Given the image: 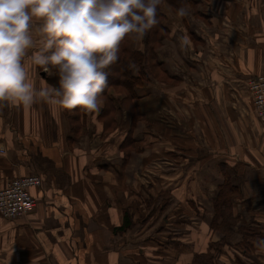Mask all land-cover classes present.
Segmentation results:
<instances>
[{
    "label": "crops",
    "instance_id": "1",
    "mask_svg": "<svg viewBox=\"0 0 264 264\" xmlns=\"http://www.w3.org/2000/svg\"><path fill=\"white\" fill-rule=\"evenodd\" d=\"M201 1L187 6L192 16L166 13L169 36L157 57L175 80L148 78L131 99L135 115L114 113L119 125L103 128L101 110L74 118L76 109L44 103L0 108V190L19 175L42 181L29 190L36 206L26 217H0V264H264V147L257 140L264 121L245 86L264 73V18L238 41L234 33L217 39L220 21L200 10L225 4ZM239 1L256 10L253 0ZM192 17L211 21L209 36L192 30L199 23L189 28ZM176 32L191 47L188 60L176 50L189 70L173 59ZM26 67L37 88L57 84L55 69L45 73L30 61ZM154 88L173 91L157 116L143 103ZM225 181L237 189L232 211L239 218L226 237L210 226ZM203 254L209 259L197 260Z\"/></svg>",
    "mask_w": 264,
    "mask_h": 264
},
{
    "label": "clouds",
    "instance_id": "2",
    "mask_svg": "<svg viewBox=\"0 0 264 264\" xmlns=\"http://www.w3.org/2000/svg\"><path fill=\"white\" fill-rule=\"evenodd\" d=\"M163 0H0V108L38 103L98 113L108 71L126 38L142 40L159 24ZM189 15L187 6L177 9ZM182 46L188 44L181 38ZM56 85L37 88L26 62ZM264 247V240L259 241Z\"/></svg>",
    "mask_w": 264,
    "mask_h": 264
},
{
    "label": "trees",
    "instance_id": "3",
    "mask_svg": "<svg viewBox=\"0 0 264 264\" xmlns=\"http://www.w3.org/2000/svg\"><path fill=\"white\" fill-rule=\"evenodd\" d=\"M201 0H163L159 6L158 20L159 24L152 28L142 40L126 38L122 43L119 59L115 64L107 69L108 87L103 93V107L99 117L103 128L110 127L111 124L119 125L114 113L119 110H126L135 115V109L131 104V99L136 98L138 88L150 83L148 78L156 79L160 83L172 81L174 78L167 75L161 62L157 57V49L163 41L169 36V28L166 13L168 11L177 12L182 6H191L193 9ZM198 14V13H195ZM138 67L137 75H134L133 68ZM164 79V81L160 80ZM175 80V79H174ZM80 109L71 114L74 118L79 115ZM126 142V141H125ZM127 143V142H126ZM125 143V144H126ZM124 144V141H123ZM123 144L120 148H123ZM123 158L128 154L123 153ZM238 199V193L235 186L230 185L227 181L219 185L217 193L214 196V212L210 226L212 229L221 232L225 237L232 231V227L238 221V216L233 215L232 205ZM128 225H123L120 230H125ZM223 239V238H222ZM210 250L216 251L214 245H210ZM200 258V259H199ZM197 260H208L209 256L201 255ZM200 262V261H199ZM208 262V261H207Z\"/></svg>",
    "mask_w": 264,
    "mask_h": 264
},
{
    "label": "rangeland",
    "instance_id": "4",
    "mask_svg": "<svg viewBox=\"0 0 264 264\" xmlns=\"http://www.w3.org/2000/svg\"><path fill=\"white\" fill-rule=\"evenodd\" d=\"M213 2H215L218 5V7L221 5V3L225 4V6H220L219 8L211 7L208 10L204 9V10H200V11L201 12L204 11L205 13H207L209 18H215V19L220 21L221 29L214 35V37H217V39H219V35H221V34H223L225 37H229V36L231 37L232 34L234 33L235 34L234 39H235V41H238V38L240 36H242V34L244 32H247V31L251 30L252 28H254V26L256 24L260 23V19L264 18L263 14H259L260 11L264 7V0H253V5L255 4L254 6H255L256 10L253 9L252 4H250V3H246V4L244 3V5L241 6L239 0H213ZM226 6L228 8H226ZM262 11L264 12V10H262ZM262 11H261V13H262ZM188 16H192L191 12L189 13ZM191 19H193V17ZM199 22H201V21H198L196 18H194L193 21L188 23V26L190 28L191 26L198 24ZM210 24H211V21L210 22L207 21L206 24L199 23V29H192V30H198L197 32L199 33V35L204 34L206 36H209L208 33H211L210 29L212 28L210 26ZM207 26H209V27H207ZM183 28L185 29L184 26H183ZM182 35H184V34H182ZM182 35L180 32H176L174 34V38H175V42H176V44H175L176 48H175V46H171V52H172V54L175 53L174 54L175 58H173V59H180L177 55V51H179L182 53V57L186 58L188 60L187 54L189 52H191V47L188 45L182 46V44H181ZM185 36H188V34L186 33ZM251 36L252 35L248 34L246 36V39H252ZM222 42H223V44H226L225 41H222ZM206 43H208V40L206 41ZM207 48H208V46H207V44H205L201 50L205 53L204 54L205 56H209L208 51L209 52L211 51L210 48H209V50ZM223 48H224V46H223ZM252 50H253V46H251V54L253 53ZM183 58L180 59V60H182V62L180 61V64L183 66L181 68L182 69L187 68V70H189L190 68H188V66H187L188 63H186V59H183ZM262 70H264V69H262ZM172 92L173 91H168L165 93L164 91L157 89V88L152 89V94L150 95V97L146 98L143 102V103H145L144 108H146V110L148 112L150 111L149 113L153 112V113H155V116H157L156 111L158 110V107H161V105L163 106V100L162 99ZM150 119H152V118H150ZM165 120L170 125H175L176 130L179 134H183L181 132V129L179 128L178 124H176V122L174 121V119L171 116H170V118L165 116ZM152 127H154V129L158 133L159 127L157 126V122L154 119L151 120L150 128H152ZM182 130L185 131L184 129H182ZM185 134L189 135L186 132H185ZM187 137L188 136H185V137H182L180 139L183 140V139H186ZM155 138H157V137H155ZM187 140L188 139H186L185 141H187ZM257 140H261L260 144H262L264 147V132H262L261 137L258 138ZM153 142L158 143V140H154ZM156 150L158 151V148H156ZM216 165L217 164H214L215 167H216ZM229 168H228V172L231 173V170H233V168H231L230 166H229ZM251 172H252V174H254L253 170ZM239 176L243 177V174L240 173ZM235 183H240V182L235 181ZM170 214L171 213H168V215H170ZM27 215H28V213L25 215H22L20 217H26Z\"/></svg>",
    "mask_w": 264,
    "mask_h": 264
},
{
    "label": "built area",
    "instance_id": "5",
    "mask_svg": "<svg viewBox=\"0 0 264 264\" xmlns=\"http://www.w3.org/2000/svg\"><path fill=\"white\" fill-rule=\"evenodd\" d=\"M245 86L253 112L264 121V73L248 78ZM41 182L38 175H19L9 180L0 190V217L11 221L30 213L36 206V200L29 190L40 187Z\"/></svg>",
    "mask_w": 264,
    "mask_h": 264
}]
</instances>
